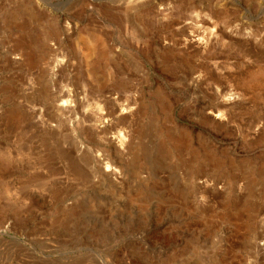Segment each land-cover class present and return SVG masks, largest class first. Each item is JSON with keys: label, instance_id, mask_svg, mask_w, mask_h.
Segmentation results:
<instances>
[{"label": "rangeland", "instance_id": "374dc122", "mask_svg": "<svg viewBox=\"0 0 264 264\" xmlns=\"http://www.w3.org/2000/svg\"><path fill=\"white\" fill-rule=\"evenodd\" d=\"M0 264H264V0H0Z\"/></svg>", "mask_w": 264, "mask_h": 264}, {"label": "bare ground", "instance_id": "6f19581e", "mask_svg": "<svg viewBox=\"0 0 264 264\" xmlns=\"http://www.w3.org/2000/svg\"><path fill=\"white\" fill-rule=\"evenodd\" d=\"M225 97H226V96H225ZM231 98H232V97H231ZM67 101H68V100H67ZM71 102H72V101H71ZM28 103H29V102H28ZM124 134H125V133H124ZM120 136H121L122 138H121ZM119 137H120V138H119ZM119 137H118V138L120 139V141H122V139H124L125 136H124V135H119ZM126 139H127V138H126ZM126 139H125V140H126ZM116 144H117V143H116ZM118 146H120V145H118ZM123 146H124V145H123ZM183 147H184V146H183ZM121 149H122V146H121ZM177 150H178V148H177ZM202 170H203V169H202ZM201 172H202V171H201ZM204 185H205V184H204ZM261 245H262V244H261Z\"/></svg>", "mask_w": 264, "mask_h": 264}]
</instances>
